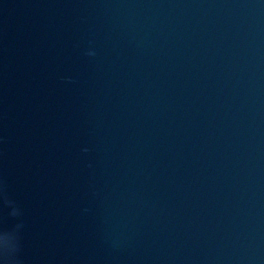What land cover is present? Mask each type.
I'll use <instances>...</instances> for the list:
<instances>
[{
    "label": "water",
    "instance_id": "95a60500",
    "mask_svg": "<svg viewBox=\"0 0 264 264\" xmlns=\"http://www.w3.org/2000/svg\"><path fill=\"white\" fill-rule=\"evenodd\" d=\"M0 264H264V0H0Z\"/></svg>",
    "mask_w": 264,
    "mask_h": 264
},
{
    "label": "clouds",
    "instance_id": "9594fccd",
    "mask_svg": "<svg viewBox=\"0 0 264 264\" xmlns=\"http://www.w3.org/2000/svg\"><path fill=\"white\" fill-rule=\"evenodd\" d=\"M9 243L8 237H0V247H7Z\"/></svg>",
    "mask_w": 264,
    "mask_h": 264
}]
</instances>
